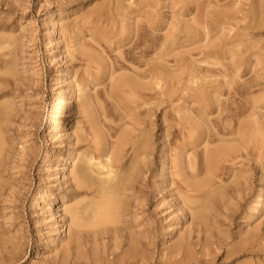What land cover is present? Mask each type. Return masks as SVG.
Returning <instances> with one entry per match:
<instances>
[{
    "label": "rangeland",
    "instance_id": "374dc122",
    "mask_svg": "<svg viewBox=\"0 0 264 264\" xmlns=\"http://www.w3.org/2000/svg\"><path fill=\"white\" fill-rule=\"evenodd\" d=\"M117 2L0 0V106L5 101L14 104L1 126L5 186L0 191V264H264V207L244 218L249 202L264 185L258 173L247 174V182L240 180L238 191L226 183L205 199L201 198L202 192L197 193L194 203L189 204L195 207V219L187 203L181 204L178 213L168 192L153 191V174L162 158L161 126L169 130L170 141L175 136V142H180L181 133L190 127L185 115L194 116L197 124H215L219 113L232 107L233 102L245 97L264 98V0ZM58 8L62 16L56 43L66 47V55L55 45L49 49L44 46L45 22ZM193 17L200 22L183 35L181 20ZM68 24L69 37L63 29ZM159 60L164 67L180 73L182 79L173 85L167 78L166 93L159 105L155 90L147 92L150 96L144 105L149 104L146 109L153 108L151 118L142 112L143 103L136 108V112L144 114L143 119L155 120L158 127L153 130L150 155L143 157L142 167L133 171V181L121 193L120 224L103 227L105 230L97 235L87 231L79 250H66L69 236L59 237L54 213L61 210L59 214L69 229L70 218L59 207L63 203L61 193L67 192L64 202L69 206L80 200L86 203L90 196L79 194L70 184L63 185L54 173V179L47 178L59 167L58 152L52 169L42 164L52 143L47 135V126L53 119L51 112L57 103L64 104L70 93L61 72H69V81L80 76L88 79L89 75L96 79L88 83L86 91L95 100L93 111L101 119L109 157L120 133L130 128L131 120L123 105L135 98L129 99L127 92L107 96L111 69H115V78L129 77L134 71L141 74L160 69ZM5 69H15V76L3 73ZM192 75L196 81L190 85ZM139 81L148 83L150 78ZM246 91L249 95H245ZM76 103L64 109L69 128L76 121ZM178 116L181 124L177 121L174 127L172 123ZM74 137L72 133L71 139ZM175 137L167 144L174 143ZM92 138L79 145L89 150L96 148L94 139L90 142ZM71 145L65 138L56 150L65 153ZM93 150L98 158L100 152ZM197 151L200 148L190 150V156L194 157ZM80 158L78 154L75 162H80ZM170 167L172 164L167 166L166 176L170 175ZM204 176L203 172L199 179ZM46 184L57 193L49 213L33 203L35 191ZM35 240L48 243L36 247L35 252L31 250ZM242 243L244 248L237 251ZM184 253L189 256L185 258Z\"/></svg>",
    "mask_w": 264,
    "mask_h": 264
},
{
    "label": "bare ground",
    "instance_id": "6f19581e",
    "mask_svg": "<svg viewBox=\"0 0 264 264\" xmlns=\"http://www.w3.org/2000/svg\"><path fill=\"white\" fill-rule=\"evenodd\" d=\"M253 13L255 14L256 10ZM101 15L103 17V11ZM61 16V8H58L47 18L45 22L47 30L45 31L44 46L46 49H49L55 45L61 54L66 55V47L60 43H56L59 34L58 24ZM181 21L184 24L183 35H186L187 29H192L200 22L196 17L185 19V22L183 20ZM148 25L151 27L150 23ZM63 29L65 34L68 35L67 37H69V31L71 30L69 24L64 25ZM157 64H160V69H149L148 72L141 74L134 71L129 77L115 78L113 76L115 69H111L109 73L110 83L106 90L107 96L112 97L118 92L123 95V93L127 92L129 93V99L133 96V98L135 97L138 100L134 98L123 105L127 117L131 120L130 128H126L120 133L117 145L112 148L109 157L108 153L110 152V148L105 143V136L99 121L100 118L98 119L93 111L95 100L86 91L88 83L94 82L96 79L92 75H89L88 79L80 76L69 81V72H61L62 82L67 89L69 88L70 93L67 94L64 104L61 102L57 103L51 112L53 119L47 126V135L52 143L45 151L42 164L48 170L52 169L53 159L56 152H58L59 167L55 172L52 170L47 175V178L50 180L54 179L52 178L54 173L63 185L70 184L76 188L79 194H88L90 196V200L86 203L80 200L75 201L74 204L69 206L64 202L68 198L67 192L61 193L63 203L59 207L62 206L63 211L70 218L69 229L65 227L63 218L59 214L61 210H57L54 213L56 214L55 218L57 217V224L59 225V237L65 238L69 236L68 245L70 246L67 245L66 250H71L72 247L73 249L79 250L81 240L90 231L97 235L105 230L103 227L108 228L109 225L117 226L120 224L123 205L121 193L122 191H126L127 186L133 181L134 174L131 177L133 171L135 169L138 171V166L142 167L143 157L150 155L154 143L153 130L158 127L155 120L143 119L146 113L151 118L149 114L153 109H146V106L149 104L144 105L146 100L149 99L147 97L150 96H148L149 93L147 92L155 90V98L159 100V105L163 102L162 96L166 93L167 78L171 80L170 82L173 85L182 79L180 73H177L174 69H170L167 65L164 67L160 60ZM163 67L167 69H163ZM14 70L5 69L3 73L15 76ZM145 78H150V81L148 83H140L139 80ZM194 79L195 77L192 75L189 79L190 85L194 84L196 81ZM245 95H249L248 91H246ZM260 95H263V93ZM82 96H87V98L82 99ZM76 100L78 101L77 103ZM75 103L78 107L76 121L69 128L67 126L69 120L66 116H63V113L66 106H75ZM133 103L135 107L132 106ZM142 103L144 106L140 107L144 114L140 109L139 111L141 113L136 112V108L139 106L138 104ZM159 108L155 110L158 111L160 110ZM13 110L14 104L11 101H5L0 106V191L5 186L3 180L5 167L4 137L1 126L2 122L6 120L7 115ZM183 110L185 112L188 110V113H190L187 107H184ZM215 111L218 112V108ZM70 112H72L71 109ZM175 113H178V110L176 111L175 109ZM138 116L142 117L139 118ZM180 118L181 116H178L175 123H172L173 126L177 123L181 124ZM163 119H165L164 116ZM217 119V122H214L215 124H211V121H204L203 123L197 124V122H194V116H190V114L185 115L186 123L190 124V127H185L186 131L181 133L180 142H175L177 140L173 135L174 132L169 133L175 137L174 143L170 144H167V142H171L174 137L170 141V138H167L169 136V130L167 132L166 127L161 126L160 128L162 130L161 139L163 143L162 158L153 174V191H157L158 193L161 191L168 192L175 201L178 213L180 212L181 204L187 203L189 209L192 211L191 216L193 219L196 217L194 213L195 207L189 204L191 202L194 203V200L198 197L197 193L202 192L201 198L205 199L213 193V190L221 189L226 183H231L236 188V191H238V185L242 183L240 180H245L244 182L248 181L249 176L247 174L257 175L258 173L261 180H264V98L261 96H255L253 98L245 97L241 102H233V106L224 108L219 113ZM174 120L171 122H174ZM70 129H72V133L75 135L74 140L71 139L72 133L69 132ZM89 135H93V138ZM88 137L92 138L90 142L94 139V144L100 146V149L97 146L94 148L95 146L93 145L92 150H89L79 145L87 141ZM65 138L69 139V144L73 143V145L69 146L65 153L62 150L57 151L56 148ZM79 147L83 149L78 151L80 149ZM194 148H200V151H197L195 156L191 157L189 151ZM93 149H97L100 152L98 158L96 157L97 155H94L95 153L93 154ZM78 154L81 157L80 162H75ZM172 154L174 156L177 155L178 158L172 159L174 157ZM184 156L187 157V161ZM28 160L27 162H29ZM171 164L170 175L166 176L167 166ZM195 166H197V170H194ZM203 172L205 174L204 178L199 179V175ZM157 187H159L158 190H156ZM263 187L264 185L260 188L257 197L249 202L244 214L245 219L249 216L252 217V211L257 213L264 207ZM35 194L33 203L37 204L44 213L51 212L52 200L57 198V193L52 189L51 185L46 184L43 188L36 190ZM47 243L48 240H45L43 244L35 240L32 242L31 250L36 252V247L40 245L46 246ZM242 248H244L243 243L237 248V251L242 250ZM184 256L186 258L189 255L188 253H184Z\"/></svg>",
    "mask_w": 264,
    "mask_h": 264
}]
</instances>
